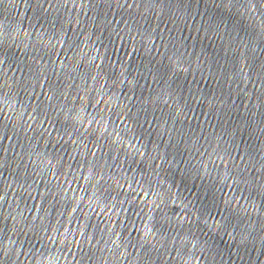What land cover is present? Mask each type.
I'll return each instance as SVG.
<instances>
[{"label": "water", "instance_id": "1", "mask_svg": "<svg viewBox=\"0 0 264 264\" xmlns=\"http://www.w3.org/2000/svg\"><path fill=\"white\" fill-rule=\"evenodd\" d=\"M128 3H132V0H128ZM199 8L200 13L195 20L189 19L186 23L175 24L167 19L158 22L153 17L150 22L142 24V31L156 30L164 34L163 41L158 35L153 37L155 43L149 52L146 50L147 36L134 43L126 35L133 9L127 4L118 6L116 0H76L75 4L71 0L67 4L64 0H0V24H3L5 32L12 33L18 26L21 33H32L31 40L26 41L27 50L19 40L15 43L9 40L4 45L0 54L5 56V61L0 66V71L23 82L19 90L18 107L20 104L27 105L25 121L29 115L35 117L30 128L18 127L15 135V122H7V127L0 136V161H3L0 166V196L4 197L2 210L5 214L12 209H30L26 213L29 218L39 212L38 224L47 216L45 223L49 232L56 226L61 231L65 227L69 230L82 229L92 238L93 243L103 235L107 220L105 213L100 212L98 207L90 215H86L88 209L85 204L88 197L98 198L102 203H109L113 199L125 201L127 211L125 216L116 219L117 226L127 224L128 218H136L138 209L134 211L135 204L127 206V201L134 197L138 201L140 196L129 188V183L132 189L137 188L138 182H145L150 167L162 165L159 158L151 162L147 160L154 148L158 147L160 154L166 155L168 159L172 158L173 147L169 136L167 133L158 135V125L185 130L191 126L198 132L201 128H215L218 110L223 103L220 98L227 97L229 91L232 92L229 103H239L243 98L237 93V88L243 89L244 83H232V73L239 72L241 67L239 58H234L227 41L222 43L212 35L217 26L230 24L227 14L222 15L219 0L215 4L210 0L207 3L200 0ZM201 17L204 19L203 26ZM210 19L212 23L209 26ZM238 19V16H233V21ZM38 33L41 34L39 42ZM169 33L175 38V49L183 53V68L174 67L164 55L165 49H168L169 55L175 50L173 44L168 42ZM206 34L208 39H205ZM239 34L243 38L242 28ZM93 51L97 57L95 61L90 60ZM198 63L204 69L211 68L214 75L210 76L207 70H198ZM96 64L105 69L102 77L96 74ZM262 65L264 56L260 55L249 54V58L244 61L243 66L248 70L253 83H259L257 76L264 71ZM121 68L125 69L127 79L117 86L113 81L120 76ZM226 72L227 82L224 78ZM24 85L31 91H25ZM81 86L89 89L82 114L79 112L84 97ZM162 90L171 93L168 103H164ZM247 90L253 91L252 83L247 85ZM49 94L72 108L75 118L79 119L83 115L87 121L90 116H95V120L104 117L106 126L97 125L93 121L87 131L83 127L77 130L62 117L53 119L54 113L45 99ZM109 96L112 97V102L106 104ZM243 99L244 104H247L248 100ZM209 102L216 105L217 111L213 115H210ZM121 108L126 115L118 114ZM240 108L243 114L244 105H240ZM121 120L131 125V131L122 130L124 125ZM4 123V116L0 114V127ZM224 123H227L226 118ZM117 135L125 141L131 138L132 143L138 147L144 145V159L140 155H126V145L118 146L114 143ZM248 144L251 141L247 136L238 142V147L233 152L237 161L245 155ZM30 147L51 159L54 164L59 161L54 174L38 177L30 163L27 168L22 163L17 167L18 155L30 150ZM90 166L94 175L114 176L123 187L117 188L114 182L105 183L101 179L93 196L94 181L88 184L84 181ZM220 167L222 169L223 165ZM74 173H79L78 180L72 179ZM161 174L169 183L174 179V187L182 190L181 173L173 175L172 171H168ZM69 180H72V187L68 186ZM61 185L67 189L64 200H61L64 196ZM187 187L193 197L199 192L204 206L211 208V198H205L199 181L193 186L188 179ZM225 191L228 189L225 188ZM235 194L243 199L239 191ZM74 195H83L85 200L80 201L73 213L72 209L76 204ZM171 207L179 211L178 205ZM11 223L10 217L0 215V229L6 232ZM121 234L127 237L128 232L122 230ZM19 239L23 241V251L32 246L40 247L32 233L27 237L21 235ZM73 248L78 259L83 257L82 264H95V256L99 253H94L89 245L85 244L83 249ZM128 250L133 255H136V251H150L148 246L143 250H133L129 246ZM65 251L67 252V248ZM67 254L71 258L72 253Z\"/></svg>", "mask_w": 264, "mask_h": 264}, {"label": "clouds", "instance_id": "2", "mask_svg": "<svg viewBox=\"0 0 264 264\" xmlns=\"http://www.w3.org/2000/svg\"><path fill=\"white\" fill-rule=\"evenodd\" d=\"M68 2L69 0H64L65 4ZM71 2L75 4L76 0ZM210 2L215 4L216 0H210ZM116 3L120 7L127 4L133 9L129 16L130 26L127 27L126 35L134 43L147 36L146 50L149 52L155 43L153 37L158 35L163 41L164 34L156 30L142 31V24L150 22L153 17L158 22L167 19L174 21L175 24L186 23L189 19L195 20L200 13V0H132L130 4L128 0H116ZM219 4L222 15L227 14L230 24H223V27L217 26L212 35L222 43L227 41L234 58H239L241 67L239 72L232 73V83H244L245 87L237 88V93L246 98L248 103L244 104L243 98L239 103H229L232 96V92L229 91L227 97L220 98L223 103L218 110L216 127L201 128L199 132L191 126L185 130L158 125L160 128L158 135L163 136L167 133L169 136L170 145L173 147L172 158L168 159L166 155L160 154L158 147L154 148L147 156V160L151 162L159 158L163 162L162 165L150 167L145 182L142 184L138 182L137 188L132 189L129 183V188L140 196L138 201L135 197L127 201V206L135 204L134 211L138 209L136 218H128L127 224L121 223L117 226L116 219L125 216L127 211L125 201L113 199L109 203H102L98 198H87L85 207L88 213L86 215H90L98 207L100 212L105 213L107 220L103 235L95 243L82 229L69 230L65 227L61 231L56 226L49 232L45 223L47 216L38 224L39 212L29 218L26 213L30 209L21 211L12 209L5 214L2 210L4 197L0 196V215L10 217L12 221L6 232L0 229V264H73V261L75 264H82L83 257L77 258L78 254L73 246L83 249L85 244L89 245L94 253H99L95 256V264H125V261L127 264H264V71L258 74L259 83L257 84L252 82L248 70L243 66L249 54L264 56V0H219ZM234 15L239 19L233 21ZM79 22L78 20L77 23ZM211 23L210 19L209 26ZM201 25H204L203 17H201ZM241 28L243 38L239 34ZM31 36V32L21 33L18 26L14 32L7 33L3 24H0V52L4 50V45L9 40L12 43L19 40L27 50L26 41H30ZM40 38L41 34L38 33L37 42ZM60 39L63 40V35ZM174 39L169 33V44H173ZM205 39H208L207 34ZM173 48L175 49L174 44ZM164 55L174 67L183 68V53H179L178 49L173 50L170 55L168 49H165ZM96 59L95 51H93L90 60ZM4 61L5 56L0 54V66L4 64ZM197 68L201 72L207 70L210 76L214 75L211 68L204 69L199 63ZM95 71L102 77L105 69L96 64ZM124 72L125 69L121 68L120 76L113 81V84L119 86L124 83L127 79ZM224 78L227 82V72ZM22 83L20 79L0 71V114L5 119V123L0 127V136L9 121L15 122L13 124L15 135L18 127L30 128L35 120V117L31 115L27 121L24 120L27 105L20 104L18 107ZM249 83H252V92L247 90ZM24 87L25 91H31L27 85ZM68 87L70 88L71 85L69 84ZM101 88H103L102 84ZM80 90L84 92L79 109L82 114L86 107L85 101L89 89L81 86ZM161 94L164 96V103H168L171 93L162 90ZM194 98L203 99V97ZM45 99L52 108L53 119L62 117L77 130L83 127L87 131L93 121L97 125L106 126L104 117L95 120V116H90L87 121L83 115L79 119L75 118L72 115L73 109L67 104L60 103L59 98L53 94L47 95ZM111 102L112 97L109 96L105 103L111 104ZM240 105H244L243 114H241ZM209 110L210 115L215 114L216 105L209 102ZM118 114L126 115L123 108ZM225 118L227 123H224ZM121 123L124 125L123 131H131L130 124L124 120H121ZM245 136L251 144L246 146L245 155L237 161L233 152L238 147V142ZM114 143L118 146L126 145L124 148L126 155H140L144 159V145L138 147L137 144L132 143L131 138L125 141L117 135ZM21 163L25 168L30 163L32 170L39 177L48 173L54 174L59 161L57 160L54 164L51 159L30 147V150L18 155L17 167ZM2 164L3 161H0V166ZM221 165H223L222 169ZM168 171H172L173 175L181 173L182 190L174 187V179L169 183L162 176V172ZM72 179L78 180L79 173H74ZM101 179H104L105 183L114 182L117 188L123 187L120 180L114 176L94 175L90 166L84 181L85 184L94 181L93 196ZM188 179L193 186L197 181L200 182V189L204 192L205 198H211V208L204 206L199 192L195 197L192 196L187 187ZM68 186L72 187V180L68 181ZM60 188L64 192L61 200H64L67 189L62 185ZM225 188L228 189L227 192ZM81 191L83 192V189ZM237 191L243 199L236 196ZM141 192L143 195H140ZM73 199L76 200L72 209L74 213L85 197L74 195ZM118 204L119 207H117ZM172 205H178L179 211L172 208ZM9 207L11 208V205ZM17 207H19L18 204ZM59 223L58 220L57 224ZM122 230H127V237L122 236ZM29 233L33 234L36 241L40 243V247L32 246L27 251H23L24 244L19 237L21 235L27 237ZM129 246L133 250H143L145 246H148L150 251L148 253L136 251V255H133L128 250ZM68 252L72 253L71 258Z\"/></svg>", "mask_w": 264, "mask_h": 264}]
</instances>
